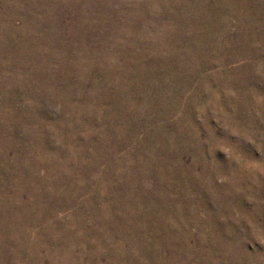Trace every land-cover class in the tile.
Returning a JSON list of instances; mask_svg holds the SVG:
<instances>
[{
    "label": "rangeland",
    "instance_id": "1",
    "mask_svg": "<svg viewBox=\"0 0 264 264\" xmlns=\"http://www.w3.org/2000/svg\"><path fill=\"white\" fill-rule=\"evenodd\" d=\"M0 264H264V0H0Z\"/></svg>",
    "mask_w": 264,
    "mask_h": 264
}]
</instances>
